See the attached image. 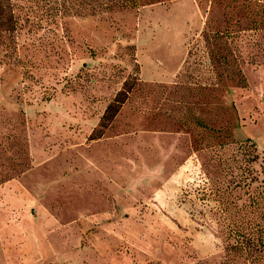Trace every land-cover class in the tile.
I'll return each instance as SVG.
<instances>
[{"label":"rangeland","instance_id":"rangeland-1","mask_svg":"<svg viewBox=\"0 0 264 264\" xmlns=\"http://www.w3.org/2000/svg\"><path fill=\"white\" fill-rule=\"evenodd\" d=\"M100 1L0 0V264H220L193 189L264 178V0Z\"/></svg>","mask_w":264,"mask_h":264},{"label":"trees","instance_id":"trees-1","mask_svg":"<svg viewBox=\"0 0 264 264\" xmlns=\"http://www.w3.org/2000/svg\"><path fill=\"white\" fill-rule=\"evenodd\" d=\"M102 1L93 7L109 11L114 7L136 8L143 3V0ZM126 94L119 92L107 106L103 115L107 122L116 116ZM237 150L242 155L240 159L221 158L215 176L193 191L195 198L209 207L211 218L221 228L225 254L220 264H264V178L259 179L250 166L258 160L255 145L240 144Z\"/></svg>","mask_w":264,"mask_h":264}]
</instances>
